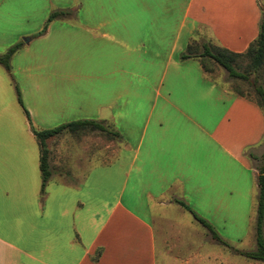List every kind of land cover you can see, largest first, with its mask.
Wrapping results in <instances>:
<instances>
[{
	"label": "crops",
	"instance_id": "1",
	"mask_svg": "<svg viewBox=\"0 0 264 264\" xmlns=\"http://www.w3.org/2000/svg\"><path fill=\"white\" fill-rule=\"evenodd\" d=\"M5 1L25 13L5 14ZM262 10L264 0H0L4 47L22 43L0 72L24 73L25 134L92 120L119 135L46 140L41 196L38 143L15 142L0 108V264L259 263L240 252L256 247L264 112L181 54L192 41L245 52ZM52 12L62 14L39 34ZM89 136L96 151L78 141Z\"/></svg>",
	"mask_w": 264,
	"mask_h": 264
},
{
	"label": "trees",
	"instance_id": "2",
	"mask_svg": "<svg viewBox=\"0 0 264 264\" xmlns=\"http://www.w3.org/2000/svg\"><path fill=\"white\" fill-rule=\"evenodd\" d=\"M62 14L61 12H52L45 23L42 31L39 34H43L48 24L54 20L57 16ZM22 43H17L9 47L5 53L0 55V65H2L7 71H10V61L12 56L20 49ZM201 52H199V50ZM188 58H198L204 71L208 72V64L211 62L222 67L230 77L238 78L244 81L248 80V75L244 73H238L235 70L237 61L241 58H246L248 60V68L253 73H258L264 71V10H262L261 21L259 25V32L257 38L249 45L243 53H234L223 48L198 44L196 41H192L186 48L185 53L181 54V59ZM17 93V102L20 107L23 109L26 118H29V114L26 111L20 96V92L15 86ZM235 91V90H234ZM236 93L245 96L244 94L235 91ZM254 92L256 98H250L245 96L247 99L254 101L264 112V88L262 86H255ZM69 132L78 134L84 131H97L106 136L118 137L119 135L116 132H113L111 129L101 125L96 121L92 120H79L73 121L70 123L62 124L58 127L48 130L35 131L32 130V133L37 140L40 156H39V168L41 172V188L40 195L45 194V186L50 176L49 166H48V151L46 148V140L52 138L62 132ZM260 165L258 167V195H257V205H256V215H255V225H254V237H255V250L249 252H240L245 257L257 260L264 263V237H263V227H264V155L258 159ZM179 204L185 209H190L183 203L179 201ZM193 213V212H192ZM193 216L202 224H204L212 233L214 238L219 239V237L214 233L212 228L202 219H200L196 214L193 213ZM98 257V255H97Z\"/></svg>",
	"mask_w": 264,
	"mask_h": 264
},
{
	"label": "rangeland",
	"instance_id": "3",
	"mask_svg": "<svg viewBox=\"0 0 264 264\" xmlns=\"http://www.w3.org/2000/svg\"><path fill=\"white\" fill-rule=\"evenodd\" d=\"M4 5L5 6L1 7V9L5 10L4 11L5 14L6 13H18V14L25 13V7H22L20 4L12 6V2L10 1V4L7 6V2L5 1ZM31 15H32V17H35L34 18L35 20L40 19L41 18L40 7H35V10L31 12ZM10 28H11V26L9 25V23L6 24L5 22H2V21L0 22V31L1 32H3V33L11 32ZM10 40H12V39L8 38V37L0 39V45L3 44L2 46L4 47V46H6L7 42H9ZM20 40L25 41L26 39L21 37ZM1 41H3L4 43H2ZM7 49H8V47H4L2 49L3 52L0 53V55L5 53ZM19 57L20 56H18V57L16 56V58H14L12 56V58H11L12 62H14V60H16L18 62ZM54 60H56L54 58V56L53 57L51 56L48 59L49 67L47 68V73H46V74H48V76H54V72L56 70L54 68V63H53ZM207 67H208V71L210 72L211 77L221 80L222 83L227 84V86L230 89L235 90L237 92H240V93L244 94L245 96H249L250 98H253V99L256 98V94L254 92L255 86H262L264 88V71H261L258 73H253L252 71H250V69L248 68V60L246 58H241L237 61L235 70L238 73L247 74L248 75L247 81H244V80H241L238 78L230 77L228 75V73L222 67H220L214 63L212 64V66H211V64H208ZM81 72H83L82 76H85V71H81ZM17 76H24V73L21 70L16 71L15 77L13 76V79L16 82V84H15L14 81L8 80L7 78H4L5 80H3V76H1V72H0V108H2L3 110L7 108L9 111H10V109L12 110V117H13L12 121H13V125H14V141L15 142H19V141L28 142L31 145H33L34 147H36L37 140L35 139V137L34 136L28 137L24 132L25 127L23 128V125H24V122L26 121V115L17 102V93L15 90V86H17V88L20 92V87L18 86L17 81H16ZM9 78H10V76H9ZM20 96H21V92H20ZM57 140L62 141L63 139L59 138ZM63 141H65V140H63ZM73 141H75V140L73 139ZM78 141L80 143H87L88 145H90L89 143H92L94 145L95 151L98 148H100V146L102 145L101 140L97 136L83 137V138L79 139ZM95 164H97L96 161H95ZM255 164L260 165V163H257V162H255ZM257 264H264V263L259 261V263H257Z\"/></svg>",
	"mask_w": 264,
	"mask_h": 264
},
{
	"label": "water",
	"instance_id": "4",
	"mask_svg": "<svg viewBox=\"0 0 264 264\" xmlns=\"http://www.w3.org/2000/svg\"><path fill=\"white\" fill-rule=\"evenodd\" d=\"M25 41H28L27 39Z\"/></svg>",
	"mask_w": 264,
	"mask_h": 264
}]
</instances>
